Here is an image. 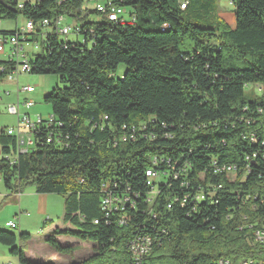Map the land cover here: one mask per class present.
Here are the masks:
<instances>
[{
  "label": "trees",
  "instance_id": "obj_1",
  "mask_svg": "<svg viewBox=\"0 0 264 264\" xmlns=\"http://www.w3.org/2000/svg\"><path fill=\"white\" fill-rule=\"evenodd\" d=\"M3 1L0 21L24 17L40 31L62 16L79 26L74 41L48 30L30 57L32 74L63 84L44 96L53 123L40 125L26 153L0 133L5 186L65 198L47 245L73 258L77 247L59 238L70 236L96 245L71 264H132L131 240L148 234L145 264L264 261V246L247 238L264 224V0H228L232 26L219 0H112L125 9L117 21L88 0ZM0 66L2 81L16 62ZM252 85L260 91L247 96ZM151 168L163 178L149 183ZM108 194L124 210H103ZM32 237L0 229L19 264H51L26 256Z\"/></svg>",
  "mask_w": 264,
  "mask_h": 264
},
{
  "label": "rangeland",
  "instance_id": "obj_2",
  "mask_svg": "<svg viewBox=\"0 0 264 264\" xmlns=\"http://www.w3.org/2000/svg\"><path fill=\"white\" fill-rule=\"evenodd\" d=\"M21 3L32 2L35 0H19ZM220 10L219 15L222 19L234 25V13L232 6L228 0H219ZM26 19L19 17L18 20L2 19L0 30H15L20 29L26 25ZM74 23L70 18H65L63 24ZM61 38L65 36L61 35ZM69 40H76L75 34L71 33L68 36ZM5 56L0 54V61L4 60ZM126 72V66L121 65L116 75L121 77ZM63 85L57 76L50 74H32L22 73L16 80L8 78L0 81V133L6 128L14 127L17 125V118L7 111V106L11 103L17 102V86L33 85L36 91L31 95L35 101L34 107L29 111L34 118L36 115L41 114L44 119H49L52 114V108L49 104L44 102V96L50 93L56 85ZM247 96H250V91L259 93V85H252L247 88ZM8 92V93H7ZM27 96L20 95L21 102ZM22 113L26 110L21 108ZM32 149V148H31ZM237 175H233L235 178ZM65 198L59 194H42L37 193L35 187L26 185L23 187L22 192L13 194L12 190L8 189L4 182L0 181V229H9L15 232L24 230L30 233L34 238V243L27 244L24 248L25 252L31 256H36L38 259H50L48 248L54 250L47 245L42 237L48 235L50 229L54 226L62 225V215L64 213ZM23 211H27L26 214ZM16 221L20 227L13 229L6 226L7 221ZM75 243V238L70 236H63L61 243L71 244ZM77 247L74 252V259L76 262H81L95 254L96 245L90 242H80L73 244ZM43 246V247H42ZM55 251V250H54ZM56 252V251H55ZM68 258V257H66ZM0 264H19L18 258L10 253V247L0 244Z\"/></svg>",
  "mask_w": 264,
  "mask_h": 264
},
{
  "label": "built area",
  "instance_id": "obj_3",
  "mask_svg": "<svg viewBox=\"0 0 264 264\" xmlns=\"http://www.w3.org/2000/svg\"><path fill=\"white\" fill-rule=\"evenodd\" d=\"M91 5L104 13L109 20L117 21L125 14V9L123 7L115 5L112 0H108L106 3L100 0H88ZM19 4V7H22ZM64 17H59L56 21L51 22L49 20H44L39 23L38 26L41 27L40 31H37V25L32 20H27L26 25L20 29H17L14 33H3L0 30V54L5 56V60H13L16 62V66L10 72L7 73L6 78L11 80H16L18 76L22 73H31L32 64L30 62V57L34 53L42 49L43 39L46 38L48 30H52L56 27L59 36L63 35L65 38L73 33L75 35L79 32V26L74 25V23L63 24ZM1 24V21H0ZM55 25V26H54ZM37 34V39L32 41V34ZM6 70L5 66H0V71L4 72ZM36 91L33 85H23L17 86V102L10 103L7 106V111L16 116L17 125L14 127L6 128L5 133L10 136H15L17 140V152L26 153L31 150L35 145V132L40 127L42 123L52 124L53 119H44L41 114L36 115L34 118L31 116L28 110H30L35 105V101L31 98V95ZM8 93V92H7ZM24 94L27 97L23 102H21L20 95ZM25 108V112L22 113L21 108ZM107 119V117H105ZM47 142H51V137L47 138ZM2 151L0 148V158L2 157ZM12 162L16 161L17 155L6 156ZM225 169V167L223 168ZM230 172L232 169L228 167ZM146 175L149 178V183L153 180H159L163 178L164 174L158 172L154 169H148ZM2 179L0 178V181ZM123 200L108 194L102 200V208L105 211H112L113 209L118 210L119 207L124 210ZM170 207V206H169ZM98 221H96L97 223ZM124 222V218L121 220ZM6 226L9 228L16 229L19 227L16 221H8ZM252 243L264 246V224L261 228L253 231L251 235L247 237ZM155 240L151 235L144 234L136 236L131 240L129 244V251L133 259L132 264H145L147 258L152 254L154 249ZM166 264V263H160ZM217 264H264V261L258 260L252 257L243 258L238 262H233L228 258H220Z\"/></svg>",
  "mask_w": 264,
  "mask_h": 264
},
{
  "label": "crops",
  "instance_id": "obj_4",
  "mask_svg": "<svg viewBox=\"0 0 264 264\" xmlns=\"http://www.w3.org/2000/svg\"><path fill=\"white\" fill-rule=\"evenodd\" d=\"M23 212H25L26 214L28 213L27 211H23ZM21 231H24V230L22 229ZM59 238L61 239L62 237H59ZM42 240H44V237H42ZM80 242H81L80 240L75 239V243L72 242L71 245L78 244ZM30 243H31V245L34 243V238L33 237L29 241V244ZM47 250L49 251V254L51 255L50 259H38L36 256H31L30 254H28L26 252H25V254L32 262H44V263H51V264H71V263L76 262L74 257L71 258L69 255L60 254L57 251L55 252L54 250H51L49 248ZM66 257H68V258H66Z\"/></svg>",
  "mask_w": 264,
  "mask_h": 264
},
{
  "label": "bare ground",
  "instance_id": "obj_5",
  "mask_svg": "<svg viewBox=\"0 0 264 264\" xmlns=\"http://www.w3.org/2000/svg\"><path fill=\"white\" fill-rule=\"evenodd\" d=\"M182 7H185V3L182 4ZM53 119V115L50 116ZM129 200V199H128ZM149 201V200H148ZM131 203V202H130ZM150 203V202H149ZM8 227V226H7Z\"/></svg>",
  "mask_w": 264,
  "mask_h": 264
},
{
  "label": "water",
  "instance_id": "obj_6",
  "mask_svg": "<svg viewBox=\"0 0 264 264\" xmlns=\"http://www.w3.org/2000/svg\"><path fill=\"white\" fill-rule=\"evenodd\" d=\"M1 2H2V3H4V1H3V0H1Z\"/></svg>",
  "mask_w": 264,
  "mask_h": 264
}]
</instances>
